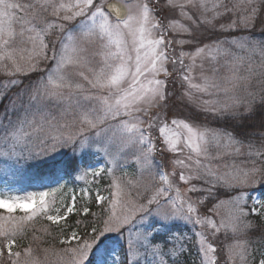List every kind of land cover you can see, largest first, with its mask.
I'll return each mask as SVG.
<instances>
[{
	"label": "snow or ice",
	"instance_id": "1",
	"mask_svg": "<svg viewBox=\"0 0 264 264\" xmlns=\"http://www.w3.org/2000/svg\"><path fill=\"white\" fill-rule=\"evenodd\" d=\"M0 73V264H264V0H0Z\"/></svg>",
	"mask_w": 264,
	"mask_h": 264
},
{
	"label": "rangeland",
	"instance_id": "2",
	"mask_svg": "<svg viewBox=\"0 0 264 264\" xmlns=\"http://www.w3.org/2000/svg\"><path fill=\"white\" fill-rule=\"evenodd\" d=\"M112 1V0H109ZM128 3H133L134 0H127ZM233 2H237V0H233ZM48 40L53 39L52 36H49L47 38ZM186 63H189V61L186 60ZM201 61L199 59H197L196 61V67L193 69V82L194 83H199V76H200V72L201 69L199 67ZM205 69H207L208 67V62L205 61L204 64ZM171 70V69H170ZM8 79H10L5 73H0V82H6ZM32 79H35V77H32ZM27 83V80H26ZM187 87V85H185V88ZM176 88H177V96H179L180 92H182L184 89H181L179 86V83L176 84ZM194 92V96L193 99L195 101H198L202 98H206V97H201L199 93H195V90H193ZM170 111H169V115H172L173 113L179 115V116H187V114H183L184 109H186L187 111H189L191 108V106H189V103L187 102V100L181 101L179 99H175L173 98V100H171L170 102ZM194 110V108H193ZM195 115V114H194ZM217 151H225L224 149H212V155L216 156ZM156 161H161V156L159 155V153H157V155L155 156ZM232 162V158L225 155L222 158H218L216 160L213 161V164L220 167V169L223 171V165H225L226 163H231ZM121 163H123V161H121ZM134 170V166L133 167H120L117 171V175L123 173V172H128V173H132ZM166 171H171V168H165ZM109 182V178H105L103 183L101 184V187L103 188L105 185H107ZM42 190H46L44 188H42L39 184L37 183H29V184H19V183H15L13 179H0V193H2L5 196H19V197H25L30 195L33 192H38V191H42ZM102 194L107 195V192H104ZM253 195H257L259 196L257 190L253 193ZM57 199L59 200V197H57ZM249 204H251V201L249 200ZM207 232V230H205ZM221 235V241H223V235L222 233Z\"/></svg>",
	"mask_w": 264,
	"mask_h": 264
},
{
	"label": "trees",
	"instance_id": "3",
	"mask_svg": "<svg viewBox=\"0 0 264 264\" xmlns=\"http://www.w3.org/2000/svg\"><path fill=\"white\" fill-rule=\"evenodd\" d=\"M260 28H261V23L260 22H257L256 29L254 30V34L257 37H260L261 36L260 31H259ZM25 83H26V80H25ZM183 111H185V112H183V114H187V116H191V115H194L195 114L193 108H191L189 111H187L186 109H184ZM255 123L257 125H259V120L257 119L255 121ZM256 130L257 131H260L259 127H257ZM256 143H257V145H259V143H260V141H259L258 138L256 139ZM0 179H13L15 183H19V184L35 183V182H33L28 177V175L10 177V176H5V175L0 174ZM257 192H258V194L260 196L261 193H264V189H259L258 188L257 189ZM92 210L93 211H97V209L95 207H93ZM78 218L79 217H77L76 215H72L68 222L70 224H72ZM89 219H91V218L89 217ZM49 225H50V222H48L46 219H38V220H36V221L33 222L32 227H34L35 229H37L36 235L43 236L44 233H43L42 229L44 227H46V226H49ZM29 235H31V232L29 233ZM46 239H47L48 243H45L44 245H42V247H48L49 244L53 243L52 240H51V237H46ZM191 239L194 240L195 238L194 237H191ZM53 246H58V241ZM188 247H189L190 250L187 252V254L185 256L186 264H199V260H198V257H197V252H196L195 246L190 242L189 245H188Z\"/></svg>",
	"mask_w": 264,
	"mask_h": 264
}]
</instances>
